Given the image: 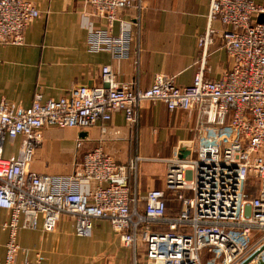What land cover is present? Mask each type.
I'll list each match as a JSON object with an SVG mask.
<instances>
[{
  "label": "built area",
  "instance_id": "obj_1",
  "mask_svg": "<svg viewBox=\"0 0 264 264\" xmlns=\"http://www.w3.org/2000/svg\"><path fill=\"white\" fill-rule=\"evenodd\" d=\"M84 2L85 17L105 21L89 31L91 48L127 57L140 33V0ZM130 8L136 10L132 19L119 17ZM40 15L30 0H0V45H22L25 29ZM213 21L221 29L213 28ZM217 37L229 66L211 79L205 64ZM197 46L199 66L187 85L156 75L142 88L135 78L118 80L106 64L92 86L77 85L47 99L36 91L25 108L0 102V209L7 212L0 264H41L38 249L27 258L19 233L39 226L51 232L62 217L72 220L81 237L92 235L95 220L107 221L131 249L132 264H203L204 250L214 264H264V0H209ZM145 101L162 102L169 111L197 110L190 155L167 159L163 188L143 195L132 190L129 174H136L142 158L117 163L101 145L87 151L71 174L30 169L44 129L81 130L100 123L105 134L115 112L136 129ZM16 140V153L3 156L4 143ZM169 200L177 206L169 207Z\"/></svg>",
  "mask_w": 264,
  "mask_h": 264
},
{
  "label": "crops",
  "instance_id": "obj_2",
  "mask_svg": "<svg viewBox=\"0 0 264 264\" xmlns=\"http://www.w3.org/2000/svg\"><path fill=\"white\" fill-rule=\"evenodd\" d=\"M30 1L41 15L25 29L24 43L0 45V102L29 107L36 91L44 99L58 98L74 86L96 83L106 64L117 72L118 80L135 78L142 88L150 86L156 75L174 77L177 85L190 84L198 69L197 39L207 27L209 0H140L138 40L130 44L128 56L119 59L108 51L91 48L89 31L103 28L105 21L85 17L83 12L89 7L84 0ZM135 15L133 8L119 11L122 19L130 20ZM211 26L221 29L219 21ZM228 66V55L217 37L208 49L205 74L216 79ZM196 124L197 110L169 111L162 102L145 101L136 129L126 123L121 112L113 113L105 134L100 131V123L81 130L48 127L43 130L30 169L52 175L71 174L87 151L101 145L117 163H126L135 155L142 158L136 174H129V186L143 195L150 188H163L167 159L177 154L180 143L195 140ZM17 146L18 140L6 141L2 155L15 154ZM168 206L176 207L177 203L169 200ZM6 218L7 212L0 209V260L7 238L1 224ZM102 225L108 236L103 235ZM66 235L88 238L77 236L72 220L62 217L51 232L40 226L22 229L18 242L28 250V259L38 249L43 255L41 264H132L131 249L121 244L105 220L93 222L94 241L89 253L87 247L82 250L68 242Z\"/></svg>",
  "mask_w": 264,
  "mask_h": 264
},
{
  "label": "rangeland",
  "instance_id": "obj_3",
  "mask_svg": "<svg viewBox=\"0 0 264 264\" xmlns=\"http://www.w3.org/2000/svg\"><path fill=\"white\" fill-rule=\"evenodd\" d=\"M69 168H70L69 169V172H70L72 170V166L70 165ZM100 227H102L103 230H104L103 231V235L106 234L108 236L106 228L103 225L100 226ZM66 240L68 242H70V243L79 245V247H80L79 249L84 250L85 247H87L86 248V252L89 253L90 252V244L94 241V237L91 236V237H88V238H75L74 236L66 235ZM215 256H217V255L215 254ZM201 257H202V263L203 264H214L212 259H211L212 258V254L210 252H207L206 250H204L202 252ZM217 258H218V256H217Z\"/></svg>",
  "mask_w": 264,
  "mask_h": 264
},
{
  "label": "water",
  "instance_id": "obj_4",
  "mask_svg": "<svg viewBox=\"0 0 264 264\" xmlns=\"http://www.w3.org/2000/svg\"><path fill=\"white\" fill-rule=\"evenodd\" d=\"M92 85L93 84L88 85V86H92ZM190 151H191V143L190 142L180 143L176 156L178 158H188L190 155ZM259 264H263V263H259Z\"/></svg>",
  "mask_w": 264,
  "mask_h": 264
}]
</instances>
